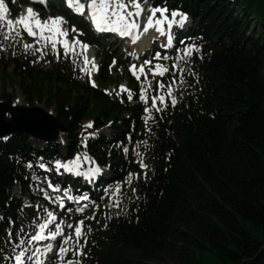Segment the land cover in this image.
<instances>
[{"label": "trees", "instance_id": "trees-1", "mask_svg": "<svg viewBox=\"0 0 264 264\" xmlns=\"http://www.w3.org/2000/svg\"><path fill=\"white\" fill-rule=\"evenodd\" d=\"M150 2L188 14L193 27L178 49L196 47L165 61L170 71L155 82L171 84L176 103L165 87L166 103L147 120L139 106L79 83L61 64L23 61L19 80L15 66L0 67L24 102L53 111L67 142L62 156L56 142L35 147L18 132L0 141V253L27 212L10 190L26 188L28 165L86 152L121 189L118 206L88 223L79 264H264V13L259 19L238 0ZM88 121L93 130L109 126L110 137L88 136L85 147ZM138 151L147 172L134 164Z\"/></svg>", "mask_w": 264, "mask_h": 264}, {"label": "snow or ice", "instance_id": "snow-or-ice-1", "mask_svg": "<svg viewBox=\"0 0 264 264\" xmlns=\"http://www.w3.org/2000/svg\"><path fill=\"white\" fill-rule=\"evenodd\" d=\"M38 2L46 3L47 0H38ZM65 2L67 3L68 7L71 8L77 14L83 15L85 10H87L88 19L92 22L93 27L96 31L115 32L122 37H130L133 42L140 39L142 33L139 31L141 28L139 18L145 11L144 5L141 0H65ZM5 10L6 6L4 4V0H0V20L5 19ZM147 11L149 14L143 25V33H147L149 29L154 27L160 35H166L167 37V43L163 46H171L172 36L170 30L174 24H178L182 27L184 21L187 19L186 14L181 13L177 10H172L169 14V9L167 7L160 6H150ZM157 13H159V16H157ZM177 17H179L178 20L176 19ZM64 23H66V21H64V18L61 16H50L47 19L41 20L39 18V13H36L31 7H29L26 9V14L18 17L16 21L7 19V31L10 33L14 30L15 25L19 24L20 26H22L23 30L28 33L29 36L39 37V39L36 41L37 43L42 42L44 46L50 45L57 58H59L60 55L58 48L59 45L63 48L64 54L66 56H68L69 54L84 56L85 64H88L90 62L92 64V68L98 70V65L95 64V58L93 57L91 58V61H89V58L85 55L87 49L89 48V45L79 39V36L83 35V33L80 32L74 25L71 27V29L63 28L62 25ZM165 25H167V30L165 28ZM2 26L3 25L0 24V27ZM69 31L76 33V35H74L71 40L68 39ZM7 38L8 36L6 35L5 39ZM28 47H31V45L26 44L25 48ZM77 47L80 48L79 53H77ZM195 47V45H187L183 49H178L177 51H182L185 56H188L191 55V50ZM36 50L38 52L42 51V49L40 48ZM161 58L167 59V56L161 57V54L159 52H156L153 57V59L157 61H159ZM114 63L115 60H113V64ZM149 65H152L151 60H145L143 64L139 65L138 68L135 64H131L129 65V71L132 73L133 76H135L137 80L140 79L141 75H143L145 80H147L148 73L145 72V67ZM172 67L178 68V65L173 64ZM169 71L170 69L168 67H165L164 65L158 62L148 68V72L152 74L153 78H155L157 75L163 76ZM179 71L182 72L183 69H179ZM88 74L89 77H91L90 71ZM90 82L95 87V82ZM173 83H175V78L173 79ZM148 87H151L150 82L148 84ZM165 87H167L168 89V96L171 97L172 104L175 105L176 98L172 96L171 84L166 86L163 82L157 81V89H163ZM120 90L121 92H127L128 99H132V92L131 90L127 89L126 86L121 85ZM105 91L108 90L106 89ZM146 92L147 89L144 87L143 84H141L139 90V99L144 101L145 103H147L149 100V97L146 95ZM157 102L163 104L165 102V96L157 94L151 97V107L155 108L156 111H160L161 109L157 107ZM144 111L148 113L149 108L145 107ZM91 127L92 122H89L87 125H85V128ZM93 135L94 133H88L87 136L84 137L82 143L85 144V147L87 137ZM125 151H127V149H125ZM85 163H88L92 166L88 167L87 169H83V165ZM28 166L31 167V164H29ZM39 167L44 169L47 166L44 163H40ZM54 167L58 172L59 170L63 169L69 174H74L77 176L82 175L89 181L98 177L103 171L99 167V165L95 163L94 159L90 157L86 152H84L83 154L77 153L75 154V156L67 159L66 161H61L57 159L54 161ZM141 167H147V165L141 162ZM131 175L132 174L130 173L129 177H131ZM128 182H131L130 179L128 180ZM48 187L52 188L53 191L59 190L58 185H53L50 182L48 184ZM63 191L65 193V196H67V199L74 200L78 205L80 204V201H88L90 199V197L87 195H80L79 197L69 196L68 189H64ZM105 191L107 192V190ZM119 191L120 184H116L115 192L113 193V195H117ZM133 191H135V189H133ZM44 196L47 200L53 199V197L48 196L47 192H44ZM57 199L59 200V207L61 209H64V197H58ZM109 199H111V197ZM118 203L119 202L117 201L116 204L113 206H118ZM87 207V204H83L81 206H78L76 208V211L83 212ZM96 207L98 208L99 205H96ZM43 211L45 213L46 218L42 223L38 224L39 230L30 237L28 243L31 244L32 242H39L45 240L55 241L58 237H62V239L59 241L61 246L57 249V255L60 257L61 260H63L64 254L69 251V249L65 247V245L70 239H73V236L64 235V229L62 227L64 221L60 220L59 222H56L59 218L57 217L55 212L50 211L48 209H44ZM67 211H71V209H67ZM92 218H95L94 215ZM51 224H54L53 229H49V225ZM83 226V220L76 221L75 225L67 224L68 228L73 229L74 236L75 238H77V243H79L78 238L83 235ZM52 249L53 246L51 244L44 245L45 253L51 252ZM37 253H40L39 247H37L36 252L33 253V256H36ZM76 254H81L80 248L76 249ZM14 259L16 264H25V251L22 250L18 255L15 256ZM27 259L32 260V256H28ZM35 264H42V262L39 260V258H37ZM67 264H74V262L67 261Z\"/></svg>", "mask_w": 264, "mask_h": 264}, {"label": "rangeland", "instance_id": "rangeland-1", "mask_svg": "<svg viewBox=\"0 0 264 264\" xmlns=\"http://www.w3.org/2000/svg\"><path fill=\"white\" fill-rule=\"evenodd\" d=\"M8 7L10 8V11L12 12L13 16L16 18V20L18 19V17H20L23 14V5L19 0H5ZM240 2V4L242 6H246V7H252L253 9V14L257 17V18H261V14L264 13V0H238ZM141 2L144 5L145 11H144V16L142 18V23L144 25L146 18L148 16V11L147 9L150 7V4L147 0H141ZM49 12L51 13V15L57 12V9L54 8V12L48 10H44V11H40L38 12L40 15H45L44 13ZM158 14V13H157ZM159 16V15H158ZM177 20L179 19V17L176 18ZM189 21L186 19L183 23V26L181 27L180 25L176 24L174 31L171 33L172 36V43L171 46L174 43V40L177 39L178 35V31L179 29H186L187 28V23ZM257 24L253 22H251L250 27L251 28H256ZM71 29V28H70ZM7 30V29H6ZM143 30V29H142ZM80 31V30H79ZM82 32V31H80ZM19 33V32H18ZM83 33V32H82ZM84 35V34H83ZM5 34L3 32H1L0 30V67L4 68L7 72L11 73L13 70V67L15 66V71H14V76L19 80V78L22 79V75L20 74V66L22 64V62L26 59H30L32 60L31 65L35 68H46L48 70H50L52 68V65L54 63H56L57 61V56L56 54L53 52L52 48L50 45L48 46H44V44L41 43H37L36 40L34 41H30V40H26L25 36L22 37L21 33L17 34L16 37H8L7 39H5ZM82 36V35H81ZM155 39L153 41H156L155 45H157L158 43H161L162 46L165 45L167 43V37L166 35H160L158 33L157 36H154ZM153 38V37H152ZM146 39V43L144 46H146V44L149 42V40L151 39H147L143 37V41ZM111 40L109 39H105L102 40L100 43H96V42H92L91 40H89V46H92L93 49H91V53L94 52V54H96V59L95 61L97 62V65L99 66V58L101 57V55H103V57H106L107 54L111 53V55H114L116 57H119L121 64L114 66V64H110V68L111 73L108 76V80L106 81V83H108L109 81H111V85L108 88L107 93L109 92L110 94H114L116 93L117 95H126L128 96L127 92H121L120 90V86L124 85V81L121 80L119 83L116 84V86H113V83H116L119 81V79L117 78L119 74L124 73V74H132L129 71V65L131 64H135L136 66L143 64V62L145 61V59H147L148 57L153 58L155 53L157 51H154L155 46L153 45V47L150 48L149 52L144 54V58L139 57L136 58V53L135 48L133 47L131 49H125L124 46L122 45H117V44H110ZM31 45V47L25 48V45ZM142 44V42L140 43ZM138 44L137 47V51L141 52L142 45ZM164 47V46H163ZM170 47V46H169ZM169 47H165V48H169ZM42 49L41 52H38L36 49ZM59 48V58L58 60L61 58L62 60V66L66 69L69 70L71 73H73L76 76V80L83 84V82H85L84 78L82 77V62H83V58L82 56L79 55H71L69 54L68 56H66L64 54V50L60 48V46H58ZM80 52V48L77 50ZM138 52V53H139ZM155 60V59H154ZM161 59L159 61L155 60V63H160ZM161 64V63H160ZM149 66L145 67V72L148 73V68ZM97 74V72L95 73ZM143 77V75L140 76V78ZM116 78V79H115ZM149 82L151 83V87H148ZM142 84L144 85V87L147 89L146 95L149 97V100L147 103H145L144 101L139 99V90L140 87L138 88V93H137V97H138V103L140 104V106L143 108V110L145 109V107L149 108V112L145 113L149 114L152 110H154L155 108L151 107V97L153 95H161L159 93H153L152 89H153V83L152 80L150 78H148L147 80H145L142 82ZM103 85V84H101ZM108 93V94H109ZM119 93V94H118ZM1 98H4V100H1ZM7 102L9 101L11 106L14 107H26V108H31L33 107H39L42 108L43 110H45L44 108V104H34L32 106H29L28 104L24 103L23 98H22V94L19 91V89L16 88L15 85H12L10 83H7L6 85H4V83L1 80L0 77V102ZM131 104H133L134 102L131 101ZM157 106H158V102H157ZM2 110V107H0V112ZM6 119H8L6 117ZM7 128V126L5 127V129ZM90 130V129H89ZM88 130V131H89ZM2 131V130H0ZM99 135L101 136H105V137H110L109 135V127H103L97 131L94 132L93 137L96 138ZM1 140V139H0ZM3 140V138H2ZM33 146H45L46 142L44 140L41 139H35V138H30ZM66 140L65 138H60L57 141L58 144V151L61 154H65L66 153ZM141 162L145 165H147V167H141ZM138 164V166L141 167L142 170H146L148 168V159L146 157V155L142 152H137L135 154V160H134V164ZM83 167H87L86 163L83 165ZM101 168V167H100ZM103 171L102 173L106 174L107 173V168H101ZM54 170L49 169V171L41 173L42 177H45L47 175H49L50 173H53ZM38 172L36 171V169L30 170L29 172V180L27 182L26 185V190L18 187V186H14L11 189V195L17 198H20L23 202V204H25L26 206H29L30 204H32V209H29L28 212L23 216V218L20 221V224L18 225V227L15 229L14 233L9 234L7 236V239L5 240V247L4 249L1 251V255H0V264H14L13 260H15V256L18 255L22 250H27L29 249V239L30 237L33 235L34 231L37 229L39 222L38 219L43 220L45 218V216L43 217L42 214L44 213V209L45 206H42L41 204H39V202L37 201L40 197V190L37 186V175ZM101 175V174H100ZM99 175V176H100ZM96 177L97 178H99ZM98 181V180H97ZM115 185L116 183L110 184V185H106L105 187H98V189L96 190V192H101V195L98 197V202L96 205H99V207H103V210H107V206L106 205H112V203L115 200L116 195H113V193L115 192ZM107 190V192L105 191ZM26 196H30L32 201L27 200ZM111 197V199H109ZM96 205H92V207L85 209L83 212L81 213H75V211L73 212H68V211H64V214H66V221L67 224H73V218L78 217V218H84L85 221H90L93 218V215H95V211L97 209ZM75 225V224H73ZM73 239H70L67 244L65 245V247H67L69 249V251L67 252L68 255H71V249L75 250V256L78 257V255L76 254V249L80 248V241L79 243H77V238H75V236L73 235V229L71 232ZM67 236V235H65ZM82 237V235H81ZM79 240L81 239L80 237L78 238ZM72 261V260H71ZM60 257L57 255V252H55L54 254H52L49 258H47V264H60ZM169 264H174L171 260L168 261Z\"/></svg>", "mask_w": 264, "mask_h": 264}, {"label": "water", "instance_id": "water-1", "mask_svg": "<svg viewBox=\"0 0 264 264\" xmlns=\"http://www.w3.org/2000/svg\"><path fill=\"white\" fill-rule=\"evenodd\" d=\"M0 137L13 132H21L35 139L54 141L58 131H64L57 119L41 108L12 107L0 102ZM8 112L11 119L5 121L3 116ZM7 128L5 129V127Z\"/></svg>", "mask_w": 264, "mask_h": 264}, {"label": "bare ground", "instance_id": "bare-ground-1", "mask_svg": "<svg viewBox=\"0 0 264 264\" xmlns=\"http://www.w3.org/2000/svg\"><path fill=\"white\" fill-rule=\"evenodd\" d=\"M26 14V12L25 13H23L22 15H25ZM0 24H2V22L0 23ZM62 27L64 28V25H62ZM18 29H20V25L19 24H16L15 25V27H14V30L13 31H11L10 33L6 30V26L5 25H3L2 27H0V30H1V32H3L5 35H7L8 37H16V35H17V33H18ZM158 34V32L155 30V28L153 27V28H151V29H149V31L147 32V33H142V37H144V38H147L148 40H149V42L146 44V46H144L145 45V43H146V39L142 42V44H140V45H142V50H141V52L143 51V50H145V49H147L148 47H150V45H151V43H152V37H154V36H156ZM39 39V38H38ZM37 39V40H38ZM100 39H101V37H100ZM101 42V41H100ZM136 52H139V51H137V48H136ZM88 53H89V59H90V61H91V58H93L92 56H95V54H94V52L93 53H91V49H89V51H88ZM90 67H91V63L89 64V65H87V64H85V66H84V68H83V73H85V74H88L89 73V69H90ZM25 251V250H24Z\"/></svg>", "mask_w": 264, "mask_h": 264}]
</instances>
